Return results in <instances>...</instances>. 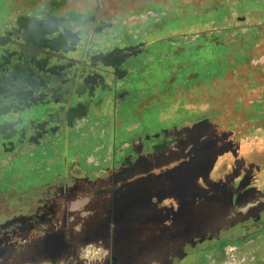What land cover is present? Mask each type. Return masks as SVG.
<instances>
[{"label":"flooded vegetation","instance_id":"1","mask_svg":"<svg viewBox=\"0 0 264 264\" xmlns=\"http://www.w3.org/2000/svg\"><path fill=\"white\" fill-rule=\"evenodd\" d=\"M211 3L207 11L202 0L197 14L222 5ZM190 7L189 0H0V264H90L96 250L84 253L88 245L107 250L91 264H126L130 251L127 264L255 261L264 166L253 172L248 161L264 152V90L247 70L233 74L244 87L230 83L232 106L216 111L213 95L205 96L215 90L220 101L227 70L242 66L237 55L226 61L241 50L236 37L230 47L224 42L229 21L152 40L163 16ZM260 16L249 29L256 39L244 46L251 68L264 67L256 63ZM220 159L232 164L215 181ZM189 165L200 168L199 192L175 199L171 174ZM216 207L221 220L211 212L198 223L191 217Z\"/></svg>","mask_w":264,"mask_h":264},{"label":"rangeland","instance_id":"2","mask_svg":"<svg viewBox=\"0 0 264 264\" xmlns=\"http://www.w3.org/2000/svg\"><path fill=\"white\" fill-rule=\"evenodd\" d=\"M202 0H189L190 3V12L189 13H183V14H179V16L177 18H174V16H170L168 14H166L165 16L162 17V23L160 22V28H158V30H156V33H154V38H152V40H156L158 38H160L161 35H166L167 32H170L172 30H175L176 28H181V27H191L190 29V33H195L196 31L199 32L201 29L198 27V25H201L202 23H207L210 22L211 20H218L221 21V25H216V28H229L230 26H228L229 24L224 23V21H229L230 23H232V27L233 30H231L232 33L227 34V38H225L224 42L225 44L230 47V37L231 38H237L238 42H239V47L242 50H233V55L228 56L226 58V61L228 63V66L230 64H234L235 63V59L236 55L237 58L241 59L240 61H238L239 63H242V66L240 64L237 65L239 66L238 69L236 71L234 70H230L226 72L225 74V79L227 84L230 87H227V89H225V92L223 94L220 95V101L218 100V96L219 94L217 93V91L213 90V91H209L205 92V96L209 97L210 95L213 98V100L211 101V106L213 108H216L215 110H223L224 107H230L232 106L231 104V100L233 101V97L234 95L231 93V86L233 85V87H237L238 85H243L244 87V79H242V82H240L239 80H237V76L235 78H233V74L236 75H246V72L250 71L248 73V79H251L256 82V84H254V88L258 85L259 87L256 88V90H260V94L261 92L264 90V67H261V65L258 68H251L250 66H248V64H246L248 61V58L251 57L249 53V51L246 50V48L244 47L247 43L253 42L254 39H256V36L251 35L250 33V28L253 27L254 25H256L260 20L258 19V17H261L260 15H264V0H239V2H237L235 5H233L232 8V4L235 2V0H217L219 2V4L222 3V5L218 6L216 11L213 12H209L206 14H197V10H198V6H202L201 4ZM205 1V6L208 10H214L213 9V4L210 2H212V0H204ZM218 4V5H219ZM235 9V10H234ZM155 10V9H154ZM158 15L160 16L161 14H165L166 12V7L165 6H160L158 5ZM156 11V10H155ZM194 11V12H193ZM163 12V13H162ZM181 12V9L180 11ZM253 12V13H252ZM227 17H230L229 20H226ZM247 18L246 22H243L241 20V18ZM240 18V19H239ZM262 18V17H261ZM264 19V18H263ZM194 27V28H192ZM262 28V27H261ZM215 29V28H214ZM207 31H209L210 29H206ZM263 31V29H261ZM237 31H239L238 37L236 36ZM264 35H261V37H263ZM264 39V38H263ZM262 40V39H261ZM260 49L257 51L256 56H261V57L257 58L258 60H256V63H263L264 62V40L261 41L260 45H259ZM208 69L209 68H213V65L208 64ZM228 68V67H227ZM260 68V69H259ZM248 70V71H247ZM232 83V85L230 84ZM220 84V83H219ZM218 82H215V85H219ZM218 87V86H217ZM217 87L215 86V88L217 89ZM210 94V95H209ZM190 97H193V94H190ZM219 101V102H217ZM221 108V109H220ZM233 109V107H232ZM262 110L264 111V108H262ZM174 118H177V114L175 112L174 114ZM225 117V116H224ZM227 123L229 124L227 118L225 120V124L227 125ZM225 129H228L230 127L228 126H224ZM242 129V126H240L238 129ZM214 132V131H213ZM241 133V131H240ZM215 135H211L208 136V141L214 139ZM248 163L255 165V169L253 170V172L255 170H257V168H261L262 166H264V152L260 153H256L255 155H251V157L249 158ZM232 164V160H227V159H220V161L218 162V165L216 167L215 172L212 174L211 178L213 180H218L221 177H224V174L226 173V170H230V165ZM193 168V169H192ZM239 169V167H237ZM200 168L197 167V169L195 167H193V165H189L188 168H181L178 169L176 171H174L171 175H173L174 178V185L172 189H170V193H173L174 198H178L180 196H185V195H189V198L192 196L193 193H198L199 189L196 186L195 182H196V174L195 171L197 170L198 172ZM227 171V172H228ZM236 172H238V170H236ZM260 175V173H259ZM186 178H184V177ZM182 177V178H179ZM202 185V184H201ZM189 191V193H188ZM191 199V198H190ZM189 199V200H190ZM196 203H200V201H196ZM217 207H219L218 205H216ZM217 207L212 210V211H208L207 208L206 209H201L198 212H195L193 214H191V217L195 218L196 223H198V221L200 222L201 218H205V217H209L210 214L209 212H211V216H215L217 214ZM214 208V207H213ZM216 212V213H215ZM219 219H223L224 215H222L221 217L216 215ZM260 246V250H258L259 252L254 253L255 256V261H250V258L247 260V262L245 264H264V239L262 241V243L260 242V244H258ZM125 255L126 256V264L127 263H131V261L133 260L132 256L133 253L130 251ZM131 260V261H130Z\"/></svg>","mask_w":264,"mask_h":264},{"label":"clouds","instance_id":"3","mask_svg":"<svg viewBox=\"0 0 264 264\" xmlns=\"http://www.w3.org/2000/svg\"><path fill=\"white\" fill-rule=\"evenodd\" d=\"M88 248H95V250H96V256L91 258V260L102 261L107 256V250H105L103 247H96V245H88L84 249V253L87 252ZM82 259H89V258L86 255L82 254ZM91 260H90V264H91Z\"/></svg>","mask_w":264,"mask_h":264}]
</instances>
